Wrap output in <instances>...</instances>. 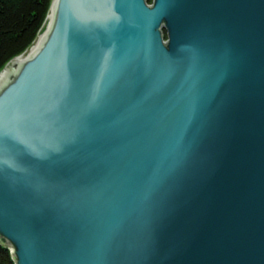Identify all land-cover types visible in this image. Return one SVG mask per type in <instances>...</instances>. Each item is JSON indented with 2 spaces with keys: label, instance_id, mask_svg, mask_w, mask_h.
Here are the masks:
<instances>
[{
  "label": "water",
  "instance_id": "95a60500",
  "mask_svg": "<svg viewBox=\"0 0 264 264\" xmlns=\"http://www.w3.org/2000/svg\"><path fill=\"white\" fill-rule=\"evenodd\" d=\"M0 245L264 264V0H51L0 68Z\"/></svg>",
  "mask_w": 264,
  "mask_h": 264
},
{
  "label": "trees",
  "instance_id": "16d2710c",
  "mask_svg": "<svg viewBox=\"0 0 264 264\" xmlns=\"http://www.w3.org/2000/svg\"><path fill=\"white\" fill-rule=\"evenodd\" d=\"M51 0H0V68L35 39ZM152 4L154 0H147ZM165 38L167 32L164 30ZM0 264H14L0 245Z\"/></svg>",
  "mask_w": 264,
  "mask_h": 264
}]
</instances>
